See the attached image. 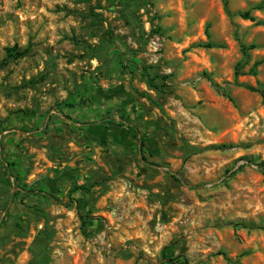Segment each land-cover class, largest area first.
<instances>
[{
  "label": "rangeland",
  "instance_id": "obj_1",
  "mask_svg": "<svg viewBox=\"0 0 264 264\" xmlns=\"http://www.w3.org/2000/svg\"><path fill=\"white\" fill-rule=\"evenodd\" d=\"M255 87L264 0H0V264H264Z\"/></svg>",
  "mask_w": 264,
  "mask_h": 264
},
{
  "label": "trees",
  "instance_id": "obj_2",
  "mask_svg": "<svg viewBox=\"0 0 264 264\" xmlns=\"http://www.w3.org/2000/svg\"><path fill=\"white\" fill-rule=\"evenodd\" d=\"M242 16L244 18L249 17L247 13H243ZM205 47L209 48L211 46L208 44ZM253 49H255L254 45H249V46L242 45L241 46V51L243 52V54H246L247 51L253 50ZM5 52H6V59L7 60H14V59L23 57L27 51L26 50L21 51L17 47H13V48H6ZM259 65H260V62H255L247 74L254 76L257 72V67ZM235 75H237V76L242 75L241 66L238 64L236 65V68H235ZM248 90L251 92L257 93L261 97V99L264 103V89L263 88L255 87V88H248ZM68 106H72V104H68ZM100 124L105 126V128H112V127H116V126L124 127L128 131V133L130 134V136L137 141V151L141 154V159L144 161V158L142 157V149H143V145H144L143 138L141 136H139L137 129L133 125H131L124 116L120 115L119 116V122L116 124L107 118L102 119L100 121ZM95 141L98 143H101L100 139H95ZM258 169L261 172V174L264 176V164H258ZM172 178L176 182L180 183V180L178 178H176L175 176H172ZM77 189L87 190L85 188H78V187L74 188V190H77ZM21 190L26 191L27 193H31V194L36 193L31 189H27L25 185L22 186ZM38 193L42 196L54 199V197L52 195L48 194L47 192L38 191ZM168 264H188V261L185 258L181 259V260L180 259L168 260Z\"/></svg>",
  "mask_w": 264,
  "mask_h": 264
}]
</instances>
